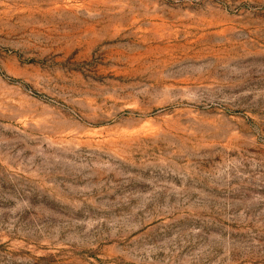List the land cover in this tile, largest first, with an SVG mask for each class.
Wrapping results in <instances>:
<instances>
[{
	"label": "rangeland",
	"instance_id": "obj_1",
	"mask_svg": "<svg viewBox=\"0 0 264 264\" xmlns=\"http://www.w3.org/2000/svg\"><path fill=\"white\" fill-rule=\"evenodd\" d=\"M0 264H264V0H0Z\"/></svg>",
	"mask_w": 264,
	"mask_h": 264
}]
</instances>
